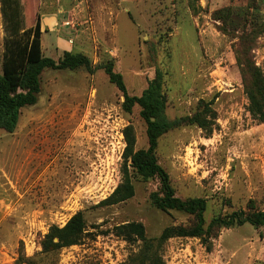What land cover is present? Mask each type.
I'll list each match as a JSON object with an SVG mask.
<instances>
[{
	"label": "rangeland",
	"instance_id": "rangeland-1",
	"mask_svg": "<svg viewBox=\"0 0 264 264\" xmlns=\"http://www.w3.org/2000/svg\"><path fill=\"white\" fill-rule=\"evenodd\" d=\"M15 12L22 30L40 17L47 57L67 51L94 66L112 62L130 96H140L160 69L169 120L208 103L217 114L213 131L189 125L168 132L159 164L178 198L207 201V224L264 211V123L249 112L242 66L249 61L264 75V0H16ZM5 37L0 3V68ZM123 102L103 70L42 73L37 104L21 111L14 133L0 129V264H128L135 247L116 226L140 222L157 238L193 222L153 205L158 179L134 177L132 199L100 205L123 180L126 128L135 150L148 148L140 108L125 112ZM78 212L87 224L79 244L44 254L50 228ZM207 246L173 238L162 248L165 264H264V225L224 228Z\"/></svg>",
	"mask_w": 264,
	"mask_h": 264
},
{
	"label": "trees",
	"instance_id": "trees-1",
	"mask_svg": "<svg viewBox=\"0 0 264 264\" xmlns=\"http://www.w3.org/2000/svg\"><path fill=\"white\" fill-rule=\"evenodd\" d=\"M0 3L6 32L0 68L1 130L14 133L21 111L37 104L41 93V76L48 69L73 71L85 68L91 75L103 70L110 83L122 93L124 111L130 113L135 106L140 108V117L146 124L148 148L135 150L134 131L131 127L126 128L127 147L123 155V180L100 205L110 207L132 199L135 196L134 177L144 181L158 179L160 191L151 195L153 205L164 212L174 210L191 215L193 222L186 226L166 227L157 238H149L145 226L140 222L116 226V235L135 247L128 264H165L162 248L173 238H198L207 246L224 228L229 229L246 223L256 227L264 225V211L252 210L235 211L226 216L215 217L207 224V201L202 198H178L169 174L159 164L156 154L159 140L168 132L189 125H196L207 132L213 131L217 114L208 103H201L192 115L169 120L166 116L164 73L160 69L156 70L155 77L149 81L140 96H130L123 76L115 72L112 62L94 66L86 55L67 51L62 52L57 60L47 57L42 45L40 17H37L34 27L22 30L23 23L15 12L16 0H0ZM242 66L249 112L255 120L264 123V75L249 61L242 63ZM86 227L82 212L72 216L63 227L52 226L42 242L43 253L53 257L59 255L63 249L79 244Z\"/></svg>",
	"mask_w": 264,
	"mask_h": 264
},
{
	"label": "crops",
	"instance_id": "crops-1",
	"mask_svg": "<svg viewBox=\"0 0 264 264\" xmlns=\"http://www.w3.org/2000/svg\"><path fill=\"white\" fill-rule=\"evenodd\" d=\"M128 1V0H127ZM130 1H133V2H136L137 0H130ZM48 23H51V25H54L56 24V20H53V19H50V22L48 21ZM43 26V25H42ZM42 31H44V29H42ZM60 56V55H59Z\"/></svg>",
	"mask_w": 264,
	"mask_h": 264
},
{
	"label": "built area",
	"instance_id": "built-area-1",
	"mask_svg": "<svg viewBox=\"0 0 264 264\" xmlns=\"http://www.w3.org/2000/svg\"><path fill=\"white\" fill-rule=\"evenodd\" d=\"M122 136V135H121ZM123 137V136H122Z\"/></svg>",
	"mask_w": 264,
	"mask_h": 264
}]
</instances>
